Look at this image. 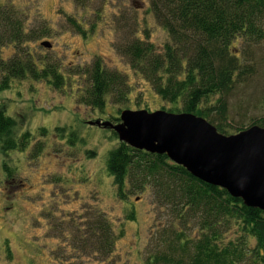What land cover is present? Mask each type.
Returning a JSON list of instances; mask_svg holds the SVG:
<instances>
[{"label": "rangeland", "instance_id": "374dc122", "mask_svg": "<svg viewBox=\"0 0 264 264\" xmlns=\"http://www.w3.org/2000/svg\"><path fill=\"white\" fill-rule=\"evenodd\" d=\"M1 1L25 19L27 34L37 36L22 49L54 64L63 84L56 88L45 80L23 78L0 89V108L14 119L17 133L30 137L24 151L0 152V264L71 263L64 260L70 254L61 250L81 217L96 213L115 234L121 233L108 264H146L149 251H168L160 244L170 226L167 210L153 206L147 193H129L126 200L115 195L104 158L118 138L109 127L88 123L116 124L125 109L167 111L172 106L119 51L129 41L159 49L169 40L148 0H139L141 7L129 0ZM42 41L51 47L41 46ZM2 50L3 57L22 51L13 45ZM254 52L256 74L230 96L233 124L264 116V50ZM97 61L125 81V99L108 95L103 110L82 101L83 69ZM73 262L77 264L75 258Z\"/></svg>", "mask_w": 264, "mask_h": 264}, {"label": "trees", "instance_id": "16d2710c", "mask_svg": "<svg viewBox=\"0 0 264 264\" xmlns=\"http://www.w3.org/2000/svg\"><path fill=\"white\" fill-rule=\"evenodd\" d=\"M148 4L169 40L159 49L129 41L119 51L156 94L172 103L167 111L200 116L225 135L253 125L264 128V116L234 125L229 104L236 89L256 74L254 51L264 50V0H148ZM24 21L10 5L0 3V89L23 78L45 80L60 88L63 77L57 67L22 49L23 43L37 38L33 31H24ZM10 45L22 51L3 57V47ZM83 70L82 101L92 108L103 110L108 95L125 99L124 76L117 70L105 69L98 61ZM14 125V119L0 108V152L4 154L24 151L30 141L29 134L17 133ZM104 165L119 199L126 200L129 193H147L153 206L167 210L170 226L160 244L168 251H149L146 264H242L248 260L264 264L263 211L192 176L165 154L119 142L106 151ZM133 218L131 212L128 219ZM79 222L61 250L63 255L70 254L65 261L72 259L64 264H74V258L77 264H108L121 233L115 234L97 213Z\"/></svg>", "mask_w": 264, "mask_h": 264}, {"label": "water", "instance_id": "95a60500", "mask_svg": "<svg viewBox=\"0 0 264 264\" xmlns=\"http://www.w3.org/2000/svg\"><path fill=\"white\" fill-rule=\"evenodd\" d=\"M88 123L109 127L119 142L134 149L165 154L192 176L264 212V128L253 125L225 135L192 113L145 109L121 111L116 124Z\"/></svg>", "mask_w": 264, "mask_h": 264}, {"label": "flooded vegetation", "instance_id": "af4514ba", "mask_svg": "<svg viewBox=\"0 0 264 264\" xmlns=\"http://www.w3.org/2000/svg\"><path fill=\"white\" fill-rule=\"evenodd\" d=\"M130 1V3L132 4V6L133 7H141L142 6V3H141V1H139V0H129ZM0 3L1 4H3V2L0 0ZM50 43V42H49ZM51 47V43H50V46H49V48ZM19 185H21V186H24V183L23 182H20V184ZM0 209H3V208H0ZM4 244H7L6 242H4Z\"/></svg>", "mask_w": 264, "mask_h": 264}]
</instances>
